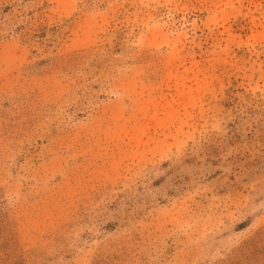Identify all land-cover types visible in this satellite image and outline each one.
<instances>
[{
	"label": "rangeland",
	"instance_id": "374dc122",
	"mask_svg": "<svg viewBox=\"0 0 264 264\" xmlns=\"http://www.w3.org/2000/svg\"><path fill=\"white\" fill-rule=\"evenodd\" d=\"M0 264H264V0H0Z\"/></svg>",
	"mask_w": 264,
	"mask_h": 264
}]
</instances>
